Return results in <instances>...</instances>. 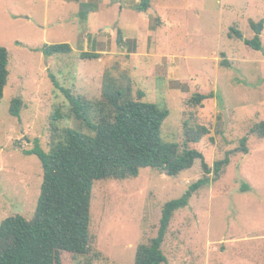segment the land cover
Instances as JSON below:
<instances>
[{
	"label": "rangeland",
	"instance_id": "374dc122",
	"mask_svg": "<svg viewBox=\"0 0 264 264\" xmlns=\"http://www.w3.org/2000/svg\"><path fill=\"white\" fill-rule=\"evenodd\" d=\"M82 1L0 0V47L9 71L0 99V222L16 214L30 218L35 210L42 168L26 151L48 153L52 108L67 110L66 91L98 100L108 70L130 82L135 99L166 108L163 141L180 144L184 123L203 125L209 134L188 148L209 167L229 158L224 172L174 213L161 248L167 264H264V138L250 133L264 122V0H152L146 12L135 0ZM231 28L244 39L258 36L262 50L230 38ZM54 44L72 50L45 56L42 47ZM86 53L97 58H83ZM195 94L211 97L187 107ZM17 97L23 107L12 116ZM203 176L195 161L176 178L145 168L124 181H95L92 250L63 254V264H134L136 248L157 234L163 205Z\"/></svg>",
	"mask_w": 264,
	"mask_h": 264
},
{
	"label": "trees",
	"instance_id": "16d2710c",
	"mask_svg": "<svg viewBox=\"0 0 264 264\" xmlns=\"http://www.w3.org/2000/svg\"><path fill=\"white\" fill-rule=\"evenodd\" d=\"M151 1L139 0L137 10L146 12ZM83 14L81 11L80 15ZM253 27L256 30L257 25ZM228 36L242 40L249 48L262 50L258 36L244 39L234 28ZM71 50L68 44L44 45L41 49L45 56ZM82 57L97 58L90 53ZM8 77V52L0 47V99ZM64 95L67 110L64 105H56L50 112L48 153L26 151L37 156L41 163L40 192L30 218L16 214L0 222V264H63V254L72 258L89 255L92 250L91 193L95 181H124L137 177L145 168L176 178L195 161H200L204 176L191 184L181 198L163 205L156 236L135 251L134 264H167L161 248L174 213L185 208L201 186L224 172L229 164L228 156L209 167L202 153L188 148L189 144L199 143L209 134V128L203 125L184 123L180 144L163 141L160 129L168 116L166 108L143 102L140 97L135 99L130 82H120L108 70L103 74L98 100L90 101L70 91ZM210 97L195 94L185 104L196 109ZM22 107L21 97L14 98L9 113L18 116ZM71 119L80 123V129L60 125L61 121ZM81 129L88 130L89 134ZM250 133L264 138V122L255 125ZM242 147L246 152L244 142Z\"/></svg>",
	"mask_w": 264,
	"mask_h": 264
},
{
	"label": "crops",
	"instance_id": "0c3cea01",
	"mask_svg": "<svg viewBox=\"0 0 264 264\" xmlns=\"http://www.w3.org/2000/svg\"><path fill=\"white\" fill-rule=\"evenodd\" d=\"M17 1V0H16ZM50 0H45V2L47 3V2H49ZM74 1V0H73ZM82 0H76V2H81ZM85 1V0H84ZM84 1H82V2H84ZM87 2H89V0H86ZM125 1V0H124ZM138 1L139 0H135V4L136 3H138ZM27 3L28 4H35V0H27ZM15 5H17L16 7L18 8V9H21L20 7H21V4H15ZM15 14H16V12H14ZM22 13H28L26 10H24Z\"/></svg>",
	"mask_w": 264,
	"mask_h": 264
},
{
	"label": "water",
	"instance_id": "95a60500",
	"mask_svg": "<svg viewBox=\"0 0 264 264\" xmlns=\"http://www.w3.org/2000/svg\"><path fill=\"white\" fill-rule=\"evenodd\" d=\"M259 31H260V29H259V27H258L257 32L259 33ZM119 39H120V38H119Z\"/></svg>",
	"mask_w": 264,
	"mask_h": 264
}]
</instances>
